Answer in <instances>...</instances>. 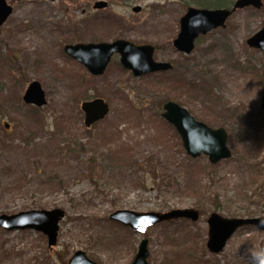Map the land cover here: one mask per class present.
I'll list each match as a JSON object with an SVG mask.
<instances>
[{
	"label": "rangeland",
	"instance_id": "374dc122",
	"mask_svg": "<svg viewBox=\"0 0 264 264\" xmlns=\"http://www.w3.org/2000/svg\"><path fill=\"white\" fill-rule=\"evenodd\" d=\"M7 1L14 12L0 28V92L11 88L9 72L21 82L14 84L11 101L0 102V216L55 209L65 216L54 249L40 232L0 228V264H68L79 250L98 264H132L143 240L149 241V264H254L252 253L264 250V231L255 227L236 231L219 254H211L206 246L212 214L224 219L264 217V51L247 44L264 26V6L238 10L226 28L198 39L187 56L173 41L181 17L189 7H198L191 0ZM98 1L108 7L94 10ZM222 1L225 6L216 8L232 9L236 0ZM138 6L141 12L134 13ZM116 39L154 46L155 61L174 65L170 76L178 85L176 92L168 94V87L155 84L151 75L136 78L125 69L122 73L118 65L113 67L119 56L104 76L88 78L84 87L68 74L70 69L89 73L68 60L67 42ZM56 66L64 72L61 76L54 72ZM33 81L40 82L47 95L44 107L34 106L38 116L30 114L24 102L16 103L17 94L23 101ZM191 83H199L205 92L190 90ZM80 90L83 97L76 98ZM95 98H103L111 112L88 129L81 105ZM173 98L197 120L224 128L232 157L212 165L201 156L194 159L198 168H185L183 183L162 184L166 174L158 169V158L170 148L176 163L186 157L176 148L169 125L155 122L157 116L163 118L164 103ZM104 134L107 140L110 135L122 139L110 149L113 162L97 161L92 175L88 157L109 155L108 148L97 150ZM79 139L86 144L87 156L74 149ZM127 148L132 152L125 159L146 158L144 165L115 162L121 160L116 152ZM189 190L196 196L190 197ZM184 209L201 212V218L160 223L144 232L110 219L121 210Z\"/></svg>",
	"mask_w": 264,
	"mask_h": 264
},
{
	"label": "water",
	"instance_id": "95a60500",
	"mask_svg": "<svg viewBox=\"0 0 264 264\" xmlns=\"http://www.w3.org/2000/svg\"><path fill=\"white\" fill-rule=\"evenodd\" d=\"M263 6L262 0H236L232 9H197L189 7L180 19V31L173 41V46L178 52L190 55L195 49L196 41L201 36L225 28L226 22L237 10L249 7L260 10ZM106 7H108L107 2L98 1L93 8L102 10ZM141 10L139 6L133 8L134 13H140ZM11 13L12 7L7 0H0V27L7 21ZM247 44L251 48L264 51V26L247 40ZM65 51L71 59L83 65L93 76L103 75L116 54L120 55V61L124 69L131 71L136 78L173 69L171 63L155 61L154 46H138L124 39L111 43L67 45ZM23 102L40 108L47 104V95L40 82L33 81L29 85L23 95ZM81 110L84 113V122L88 129L104 120L111 111L109 104L102 98L83 102ZM162 117L174 127L181 138L187 156L190 158L198 159L201 156H206L212 165H216L232 157V152L227 145L228 133L224 128L213 129L198 121L187 108L174 101H168L163 105ZM6 128H9L8 123H6ZM64 216L65 212L61 209L52 211L34 210L10 216L1 215L0 228L7 231L35 230L42 232L49 238V246L53 247L58 242L59 224ZM199 217L200 213L195 209L173 210L167 213H136L121 210L112 214L110 219L126 227H131L135 231L144 232L147 228L160 223L177 219L197 221ZM208 224L207 248L213 254H219L236 231L241 228L252 226L264 231V217L224 219L214 213L210 216ZM149 256V241L143 240L132 264H149ZM68 264L98 263L88 258L84 251L79 250L71 257Z\"/></svg>",
	"mask_w": 264,
	"mask_h": 264
},
{
	"label": "trees",
	"instance_id": "16d2710c",
	"mask_svg": "<svg viewBox=\"0 0 264 264\" xmlns=\"http://www.w3.org/2000/svg\"><path fill=\"white\" fill-rule=\"evenodd\" d=\"M122 1L123 2H129L131 0H122ZM191 1L194 4L198 5V7H201V8H216V7L225 6L222 0L221 1L220 0H199V1H197V0H191ZM188 4H189V2H188ZM223 8H226V7H223ZM72 62L75 63V65L78 64V63H76L74 61H72ZM80 68L83 69V67H81V65H80ZM53 70H54V72L56 73L57 76L58 75L61 76L62 73H64L57 66L54 67ZM69 71L70 72L68 74L70 76H74L75 77L74 81L79 80V83H80V86L81 87H84V85L86 84L88 78L96 79L95 77L85 75L83 72H81L82 73V75H81L77 71L74 72V70H72V69H70ZM83 71H84V69H83ZM173 71L156 73V74H153V75L149 76L148 78H152L154 80V83L155 84H158L160 86L162 84L165 87H168L166 90L171 91L168 94H171L172 95L173 94V91L176 92V88L178 86V85H175L174 82H173V80L175 78H173L172 76H170L171 74H173ZM122 72L124 73L125 70L122 69ZM68 74H66V76ZM9 77H10V86H11V88L8 89V90H2L0 92V102L1 101H6L7 102V100L11 101V96L14 93V91H13L14 90V84H17V83L19 84V82H21L19 76H17L15 73L12 74V72H9ZM170 77H172V78H170ZM163 79L165 80V82H163ZM22 80H23L24 83L27 81L26 79H22ZM191 84L189 85V87H191L190 90L199 92V89L201 88L200 85H199V83H191ZM160 88H162V87H160ZM5 89H7V88L5 87ZM81 91L82 90H80L79 93L75 94L76 98L83 97V94L84 93H82ZM200 92L201 93L205 92V89L202 87L200 89ZM175 99H177V98H173L172 100L177 101ZM167 101H169V100H167ZM16 103H19L18 105H20V106L23 105L22 95L19 94V93L16 96ZM8 105L9 104H7L6 106H8ZM28 107H29V110L28 111H29L30 114H34L35 116H38L39 115L40 111H39L38 108H36L34 106H29V105H28ZM151 117L152 116H150V118ZM147 119H149V118H147ZM155 122L156 123H162L163 122L165 124H168L163 118L158 117V116L156 117V121ZM39 125L42 126L41 124H39ZM168 125H169L168 127H170L173 130V132H174V136H175V140H176V142H175L176 148L181 149L182 155H185L186 152H185V150L183 148V144H182L181 138L179 137V135L176 132V130L174 129V127L171 126L170 124H168ZM101 136L98 135V140L100 139ZM104 136H105V134L103 135V142H102L103 145H101V144L98 145L97 146V150L99 151L102 148L103 149L104 148H108V151L107 152L109 153V155H107V156H103V155L98 156L97 155L96 158L95 157H92V156H89L88 157L89 161L87 162V164L89 165V169H90V172H91L92 175H94V173L96 172V165H95V163L97 161H101L103 163L104 159L106 158L105 159V162H106V160H108L110 162V164H111V162H113V159L111 158V156L113 155V152L110 149H112V144L117 145V143H120L121 142V139H122L120 136L119 137H116V136L114 137V135H110L109 137H110L111 140L110 139L107 140L106 137H104ZM85 145H86L85 143L80 142V139L77 140L76 143H75V146H74V149H75L76 153L77 154H80L81 152H86ZM67 148L70 149V147H67ZM164 149L165 150L167 149L165 143H164ZM174 149H175V147H174ZM131 152H132V150H130L128 148H127V150H123L122 153H119L118 154L116 152V154L118 155L117 157L119 159H121V160L115 161L117 159L116 158V159H114V161L115 162H118L119 164H121L122 162L124 164H126V161H128L131 165H134V166L140 165V164L142 165L141 162H143V165H144V163L146 161V158L141 159L142 157H137L135 159V156L134 155H131V157L129 159H125V156L128 157ZM168 154H170V155H168ZM87 155H88V152H86V156ZM139 156H140V154H139ZM162 157H164L165 159L162 158ZM138 160L140 161V163H139ZM197 160H194V159H192V158H190L189 156L186 155V157H184V161L176 163V157L173 154V150L170 148V152L167 153V155H161V157L158 158L157 163H156V165L158 166V169L160 168L161 173L162 174H166V175H162L163 177L161 178L160 182L162 184H164L165 180H167V182L168 181L172 182L171 180H176L177 182H180L181 181L180 183H183V180L185 179V177L183 179V177H181V176H183L182 174L185 172V168L186 169H189V170L195 169V167L198 168ZM208 167L210 168L211 166L209 165ZM199 169H202L204 171L205 169H207V166H204V167L201 166ZM188 187H189V185H188ZM184 189L186 190L184 193H186L187 190H188L187 189V186ZM189 191H190V195H189L190 197H195L196 196V194L193 193L192 190H189Z\"/></svg>",
	"mask_w": 264,
	"mask_h": 264
},
{
	"label": "flooded vegetation",
	"instance_id": "af4514ba",
	"mask_svg": "<svg viewBox=\"0 0 264 264\" xmlns=\"http://www.w3.org/2000/svg\"><path fill=\"white\" fill-rule=\"evenodd\" d=\"M46 1H49V0H46ZM56 1V0H55ZM55 1H49V2H55ZM8 2V1H7ZM9 4V3H8ZM235 4V3H234ZM234 4L232 5V7L234 6ZM10 5V4H9ZM11 7H12V5H10ZM194 8H197V9H218V8H201V7H194ZM249 8H251V7H249ZM247 9V8H246ZM253 9H256V8H253ZM95 10V9H94ZM241 10H244V9H241ZM256 10H259V9H256ZM98 11V10H97ZM238 11V10H237ZM236 11V12H237ZM13 12H14V8L12 7V13H11V15L8 17V19H7V21L9 20V18L12 16V14H13ZM235 12V13H236ZM6 21V22H7ZM6 22L0 27V28H2L5 24H6ZM226 28V27H225ZM224 29V28H223ZM201 37H204V36H201ZM200 37V38H201ZM199 38V39H200ZM116 40H119V39H116ZM116 40H114V41H116ZM114 41H111V42H114ZM106 42V41H105ZM105 42H98V43H95V42H90V43H94V44H99V43H105ZM110 42V43H111ZM197 42H198V40L196 41V44H197ZM90 43H83L82 42V44H90ZM76 44H81L78 40H75V41H73V42H71V41H69V42H67L66 43V45L64 46V52H65V54L67 55V53H66V51H65V48H66V46L67 45H76ZM138 46H140V45H138ZM155 48V47H154ZM195 48H196V46H195ZM195 50V49H194ZM155 51H156V48H155ZM194 52V51H193ZM192 52V53H193ZM191 53V54H192ZM190 54V55H191ZM184 55H186V54H184ZM68 56V55H67ZM117 56H119V62H116L115 64H113V67H116V65H118L119 67H120V71L122 72V69H124V67L122 66V64H121V61H120V55H114L113 56V58H112V61H111V63L108 65V67H107V69H109V67H110V65L112 64V62H113V60L115 59L116 60V57ZM187 56H189V55H187ZM68 58H70L69 56H68ZM69 60V59H68ZM71 60V59H70ZM73 60V59H72ZM72 62V61H71ZM74 62H76V61H74ZM73 63V62H72ZM76 63H78V62H76ZM168 63H170V62H168ZM172 64V63H171ZM81 65V64H80ZM173 65V64H172ZM83 66V65H82ZM78 67V66H77ZM84 67V66H83ZM122 67V68H121ZM85 68V67H84ZM86 69V68H85ZM107 69H106V71H107ZM72 70H74V72L76 71L75 69H72ZM87 70V69H86ZM174 70V65H173V69L172 70H170V71H173ZM106 71H105V73H106ZM170 71H166V72H170ZM87 72L89 73V74H87V76H92V77H95L96 79L97 78H100V77H102V76H104V74L103 75H101V76H93L88 70H87ZM123 73V72H122ZM159 73H162V72H159ZM154 74H156V73H154ZM150 75H152V74H150ZM92 78H90V80H91ZM42 85V84H41ZM96 99V98H95ZM103 99V98H102ZM169 101H173V100H169ZM85 102V101H84ZM166 102H168V101H166ZM165 102V103H166ZM175 102V101H174ZM164 103V104H165ZM178 103V102H177ZM181 105V104H180ZM83 112V111H82ZM111 112V111H110ZM84 114V113H83ZM110 114V113H109ZM109 116V115H108ZM107 116V117H108ZM106 117V118H107ZM105 118V119H106ZM104 119V120H105ZM103 121V120H102ZM199 121V120H198ZM101 122V121H100ZM200 122H202V121H200ZM99 123V122H98ZM97 124V123H96ZM94 126V125H93ZM209 126V125H208ZM92 128V127H91ZM200 214H201V212H199ZM201 217H199V219H200ZM177 220H182V219H177ZM185 220H189V219H185ZM208 220H209V218H208ZM172 221H176V220H172ZM190 221H192V220H190ZM169 222H171V221H169ZM193 222H196V221H193ZM165 223V222H164ZM209 225V224H208ZM59 227H60V224H59ZM25 231V230H24ZM35 231V230H34ZM40 233H42V232H40ZM59 233H60V230H59ZM44 236H46L44 233H42ZM47 237V236H46ZM209 238V237H208ZM47 239H48V246H49V238L47 237ZM58 239H59V236H58ZM57 244H58V242H57ZM56 244V245H57ZM56 245L55 246H53V247H50L49 246V248L50 249H54L55 247H56ZM207 247V246H206ZM208 249V248H207ZM209 251V250H208ZM210 252V251H209ZM86 253V252H85ZM211 253V252H210ZM211 254H213V253H211ZM213 255H216V254H213ZM88 256V255H87ZM89 258V257H88ZM92 260V259H91ZM93 261V260H92Z\"/></svg>",
	"mask_w": 264,
	"mask_h": 264
},
{
	"label": "clouds",
	"instance_id": "9594fccd",
	"mask_svg": "<svg viewBox=\"0 0 264 264\" xmlns=\"http://www.w3.org/2000/svg\"><path fill=\"white\" fill-rule=\"evenodd\" d=\"M254 264H264V250L252 253Z\"/></svg>",
	"mask_w": 264,
	"mask_h": 264
}]
</instances>
